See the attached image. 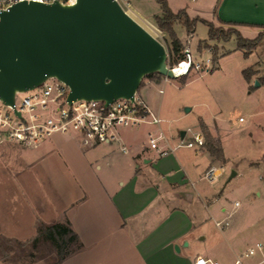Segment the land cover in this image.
<instances>
[{
  "label": "crops",
  "instance_id": "0c3cea01",
  "mask_svg": "<svg viewBox=\"0 0 264 264\" xmlns=\"http://www.w3.org/2000/svg\"><path fill=\"white\" fill-rule=\"evenodd\" d=\"M167 1L175 13L186 10L192 19L232 26L248 40L264 32V0ZM229 56L220 58L218 70ZM165 84L149 82L139 90L150 110L162 118L161 126L119 129L118 141L104 145L87 143L77 134L50 138L47 147L60 151L64 160L76 148L85 160L81 168L92 170L89 177L93 178L88 182L76 166L75 178L83 181V187L63 209L61 223H70L79 243L62 264H196L199 258L237 264L244 254L233 259L226 226L220 229L217 223L221 222L216 223L227 209L216 207L218 193L203 185L208 169L226 162L216 160L206 147L182 148L161 157L149 146V135L161 130L174 147L180 132L187 129L176 125L181 120L176 112L178 100L169 102L162 87L159 95H153L155 87ZM255 115L254 111L248 114ZM197 121L206 125L221 146L220 128L233 124L232 117L225 118L213 109Z\"/></svg>",
  "mask_w": 264,
  "mask_h": 264
},
{
  "label": "rangeland",
  "instance_id": "374dc122",
  "mask_svg": "<svg viewBox=\"0 0 264 264\" xmlns=\"http://www.w3.org/2000/svg\"><path fill=\"white\" fill-rule=\"evenodd\" d=\"M128 2L156 27L153 16L161 12L157 0ZM215 28L222 30L219 41H209V28L202 22L197 23L190 39L185 28L181 25L176 27L184 49L189 45L196 61L204 66L211 59L209 68L192 71L185 78V84L184 76L168 79L167 82L164 78L154 77L144 78L142 87L149 82L166 83L155 87L153 95H159L162 87L169 102L178 100L176 112L181 117L176 123L178 127L186 129L193 126L204 133L208 129L202 122L198 123L197 118L212 109L225 118L232 117L233 124L229 129L220 128L227 160L225 164L217 166L222 167L224 172L216 183L203 181V185L218 193L216 207L227 209L216 223L221 222L226 226L225 234L234 248L233 259H236V254L240 256L261 244V252L241 262L264 264V85L254 88L256 80L264 84V38L253 53L246 57L245 52L238 48L236 33L240 32L236 28L224 25H215ZM160 33L157 39L167 47L170 41L168 35L162 31ZM227 34L231 36L230 41L223 39ZM205 41L211 48L200 50V44L203 47ZM236 51L241 52L233 54ZM214 56L229 57L223 61L220 70L212 72ZM248 68L258 72L249 83L250 87L242 74ZM23 97L20 95L19 100ZM187 107L193 108L189 115L184 113ZM253 111L256 115L248 116ZM239 116L246 122L239 123ZM125 129L128 128H121ZM141 129H145V126ZM48 140L44 148L38 149L14 143L0 145V264H57L58 252L51 243L44 240L34 243L38 227L41 224L50 226L62 222L63 209L83 187V181L75 178L78 172L76 166L80 167V172L88 182L93 179L89 177V171L92 170H86L83 166L81 168L85 160L76 148L67 157L68 162L60 151L47 147L52 141ZM253 162L256 166L251 165ZM233 172L236 173L234 177ZM235 202L239 204L237 207H234ZM76 247H71L69 252H73Z\"/></svg>",
  "mask_w": 264,
  "mask_h": 264
},
{
  "label": "water",
  "instance_id": "95a60500",
  "mask_svg": "<svg viewBox=\"0 0 264 264\" xmlns=\"http://www.w3.org/2000/svg\"><path fill=\"white\" fill-rule=\"evenodd\" d=\"M152 74L177 78L168 49L116 0L23 1L0 11V101L7 106L50 79L70 88V103L134 100Z\"/></svg>",
  "mask_w": 264,
  "mask_h": 264
},
{
  "label": "built area",
  "instance_id": "2783aa9c",
  "mask_svg": "<svg viewBox=\"0 0 264 264\" xmlns=\"http://www.w3.org/2000/svg\"><path fill=\"white\" fill-rule=\"evenodd\" d=\"M34 1L51 4L59 1L63 4H74L76 0H0V11L9 9L12 5ZM125 11L133 9L128 0H116ZM192 37V35L189 36ZM190 42V40H189ZM184 60L169 65L176 77L187 76L192 71H204L212 65L207 60L204 66L196 61L189 45L183 50ZM186 65L184 75H179L180 68ZM165 82L168 78L163 77ZM164 91H161L163 93ZM70 88L57 79H50L42 86L27 93L16 96L14 106H7L0 101V145L14 143L25 148L38 149L45 141L55 135L77 134L87 143L111 144L118 141V131L121 128L140 127L142 125L161 126L163 120L148 107L139 92L134 100L119 99L106 105L103 101L75 100L68 101ZM24 97L19 100V96ZM239 121L243 123L244 118ZM184 138L179 136L176 146L172 147L170 139L159 130L149 135V146L161 157H166L178 149H202L206 138L201 129L189 127ZM126 152V150L124 149ZM224 170L217 165L211 166L204 175L207 183L214 184L222 176ZM239 204L236 203L235 206ZM220 229L223 223H217ZM263 246L257 244L255 249L244 253L237 264L245 258L261 252ZM196 264H220L218 262L199 258Z\"/></svg>",
  "mask_w": 264,
  "mask_h": 264
},
{
  "label": "trees",
  "instance_id": "16d2710c",
  "mask_svg": "<svg viewBox=\"0 0 264 264\" xmlns=\"http://www.w3.org/2000/svg\"><path fill=\"white\" fill-rule=\"evenodd\" d=\"M157 2L160 5L161 12L160 14L156 15L153 20L156 27L163 33L167 34L170 40L169 43L167 44V49L169 53V65L173 66L184 60V54H183L184 45L176 31V27L179 25L185 28L188 35H193L196 31L197 23L202 22L204 25H206L209 28V41L221 40L222 36L220 32H222V30L216 29L213 23L198 18L192 19L189 17L186 10H181L175 13L171 9L167 0H157ZM232 33L235 32H231V34ZM236 35L238 37L237 38L238 48L242 49L245 52L246 57L250 56L253 53L256 47L260 44L261 39L264 38V32H261L260 35L253 40H247L243 38L239 33L238 34L236 33ZM223 39L226 41H230L231 40L230 34L224 35ZM209 48L211 47L208 41H205V43H203V47L201 46V44L199 47L200 50H204V49L207 50ZM213 58H214V67L212 68L211 71L215 72L218 70L217 62L221 57L214 56ZM257 73L258 72L254 68H248L242 72L243 77L249 83L252 82L253 77L256 76ZM154 77L163 79V76L159 74H152L147 76L146 78H154ZM186 77L187 76H184L183 78L184 79L183 84L186 83L185 82ZM204 135L206 138V145L204 147H206L209 150L211 155L216 160L225 163L226 159L220 141L218 139H214L209 133V131L206 129L204 131ZM42 240L51 243L56 248L59 256V261L57 264H62L63 260L70 254L69 249L73 246L78 245L79 243V237L73 231L69 222L55 223L50 226L41 224L38 227V233L34 239V243L37 244Z\"/></svg>",
  "mask_w": 264,
  "mask_h": 264
},
{
  "label": "bare ground",
  "instance_id": "6f19581e",
  "mask_svg": "<svg viewBox=\"0 0 264 264\" xmlns=\"http://www.w3.org/2000/svg\"><path fill=\"white\" fill-rule=\"evenodd\" d=\"M128 14L135 20L137 21L140 25H142L149 33H151L155 38H157V36H159L161 33L160 31L154 27L152 24H150L148 21H146L145 19H143L141 16H139L133 9H130L127 11ZM186 67V65H183L180 70V74L179 75H184L183 70Z\"/></svg>",
  "mask_w": 264,
  "mask_h": 264
}]
</instances>
